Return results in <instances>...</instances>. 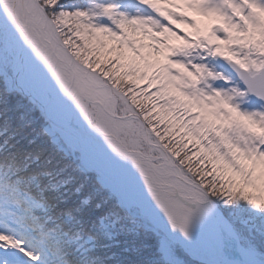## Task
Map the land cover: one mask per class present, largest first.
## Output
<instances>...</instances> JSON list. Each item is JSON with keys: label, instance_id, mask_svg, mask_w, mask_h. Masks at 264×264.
Instances as JSON below:
<instances>
[{"label": "snow or ice", "instance_id": "obj_1", "mask_svg": "<svg viewBox=\"0 0 264 264\" xmlns=\"http://www.w3.org/2000/svg\"><path fill=\"white\" fill-rule=\"evenodd\" d=\"M0 264H264V0H0Z\"/></svg>", "mask_w": 264, "mask_h": 264}]
</instances>
